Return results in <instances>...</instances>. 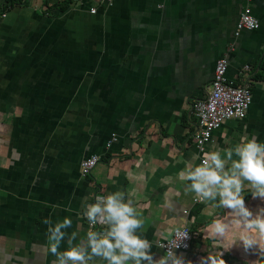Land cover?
<instances>
[{
	"label": "crops",
	"instance_id": "0c3cea01",
	"mask_svg": "<svg viewBox=\"0 0 264 264\" xmlns=\"http://www.w3.org/2000/svg\"><path fill=\"white\" fill-rule=\"evenodd\" d=\"M244 5L0 0V264H55L44 254L43 218L69 216V234L83 236L88 228L81 201L96 188L129 193L150 240L187 226L192 248L177 253L192 264L223 250H213L212 220L229 223L225 245L243 231L229 210L194 201L176 174L186 163H200L190 105L210 92L223 55L235 84L242 67H251L252 99L246 117L224 121L205 150L226 151L252 136L264 140V0L249 4L257 27L235 37ZM111 134L115 139L106 147ZM93 153L100 161L85 178L79 162ZM245 202L264 206L250 193ZM152 251L155 258L164 253ZM224 259L264 264V252L233 246Z\"/></svg>",
	"mask_w": 264,
	"mask_h": 264
},
{
	"label": "clouds",
	"instance_id": "9594fccd",
	"mask_svg": "<svg viewBox=\"0 0 264 264\" xmlns=\"http://www.w3.org/2000/svg\"><path fill=\"white\" fill-rule=\"evenodd\" d=\"M201 153L200 163H186L176 174L178 184L193 194L196 202L211 201L216 207L229 210L243 229L225 245L229 223L221 218L212 220L208 233L213 250H223L208 254L205 264H228L224 251L233 246L259 254L264 252V206L253 209L245 202L249 193L253 199L264 201V140L256 136L242 138L226 151L205 150L201 145ZM81 210L93 226L83 236L79 231L69 234L67 230L73 225L69 216L56 221L43 218L47 225L44 254L54 257L55 264H97V261L100 264H189L191 261L176 252L189 232L175 226L158 239L150 240L145 234L141 211L125 191L94 193L81 201ZM153 247L166 250L155 258Z\"/></svg>",
	"mask_w": 264,
	"mask_h": 264
},
{
	"label": "built area",
	"instance_id": "2783aa9c",
	"mask_svg": "<svg viewBox=\"0 0 264 264\" xmlns=\"http://www.w3.org/2000/svg\"><path fill=\"white\" fill-rule=\"evenodd\" d=\"M62 2L65 0H57ZM245 5L241 10L235 24L234 36L237 37L242 31H252L258 25L257 18L252 14L250 8L251 0H244ZM72 4H79L80 0H70ZM112 0H98L99 4L108 5ZM96 6L89 7V12L94 14ZM4 16V14H3ZM228 59L225 55L219 57L214 65L213 77L211 80V90L202 98L194 99L190 109L196 118V127L191 139L198 152L201 153V145L206 149L211 140V135L220 125L227 120L244 119L251 104L252 93L250 87L251 67L244 65L241 69V82L235 84L227 76ZM115 135L111 134V140L106 143V147L111 145ZM100 161V155L93 153L85 156L79 162V170L83 177H89L93 168ZM102 192L96 188L94 193ZM195 201V200H194ZM99 228L100 226H96ZM189 232L188 237L182 241V246L176 252H188L192 248L194 234L187 226H180ZM88 230H93L87 221ZM163 252L166 249H161Z\"/></svg>",
	"mask_w": 264,
	"mask_h": 264
},
{
	"label": "trees",
	"instance_id": "16d2710c",
	"mask_svg": "<svg viewBox=\"0 0 264 264\" xmlns=\"http://www.w3.org/2000/svg\"><path fill=\"white\" fill-rule=\"evenodd\" d=\"M67 2L62 3L61 8L66 7Z\"/></svg>",
	"mask_w": 264,
	"mask_h": 264
}]
</instances>
